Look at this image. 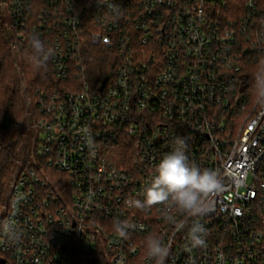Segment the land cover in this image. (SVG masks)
Here are the masks:
<instances>
[{"label": "built area", "instance_id": "2783aa9c", "mask_svg": "<svg viewBox=\"0 0 264 264\" xmlns=\"http://www.w3.org/2000/svg\"><path fill=\"white\" fill-rule=\"evenodd\" d=\"M7 7L12 49L30 48L29 34H39L57 78L79 79L83 90L39 102L35 152L15 172L0 218L21 233L11 243L0 230L5 264H72L81 254L155 264L149 235L169 248L165 264H264V104L250 85L264 49V0H7ZM94 48L110 58L106 70L87 76L81 70ZM178 136L187 138L189 161L220 178L208 213L190 217L170 203L127 207V199H143ZM117 219L135 226L127 239L114 231ZM192 223L206 228L204 247L188 246Z\"/></svg>", "mask_w": 264, "mask_h": 264}, {"label": "clouds", "instance_id": "9594fccd", "mask_svg": "<svg viewBox=\"0 0 264 264\" xmlns=\"http://www.w3.org/2000/svg\"><path fill=\"white\" fill-rule=\"evenodd\" d=\"M110 12L119 17L120 8L116 4L109 5ZM27 43L31 49L30 62L35 69H45L53 56L52 49L45 44L37 33H30ZM253 96L258 103L264 104V49L260 50L258 71L254 73ZM90 138L89 147H94V137L91 129H85ZM187 148L186 137H176L173 150L166 153L156 166L155 175L143 194V199L130 198L125 201L129 208L143 210L154 205L171 204L190 217L206 215L209 211L207 200L209 196L221 188L220 178L211 169L200 168L189 161L185 154ZM127 220L117 219L113 223L114 231L122 238L127 239L129 230L134 228ZM181 224L178 230L185 228ZM2 230L9 242L20 240L21 233L8 221H0ZM206 228L203 224L192 223L187 226V243L190 248L205 246L204 236ZM145 248L147 256L155 264H165L169 255V248L152 235L146 237Z\"/></svg>", "mask_w": 264, "mask_h": 264}, {"label": "trees", "instance_id": "16d2710c", "mask_svg": "<svg viewBox=\"0 0 264 264\" xmlns=\"http://www.w3.org/2000/svg\"><path fill=\"white\" fill-rule=\"evenodd\" d=\"M5 17L0 1V216L9 199L13 175L29 164L35 152L38 140L35 126L40 100L54 94L63 95L83 90V83L79 79H58L50 61L45 69H35L29 59L30 48L14 51L13 31L6 26ZM258 68L259 66L252 67L250 85H254V73ZM30 125L36 131V139L32 148L23 150L24 137L31 132ZM72 264L106 262L98 256L81 254L72 260Z\"/></svg>", "mask_w": 264, "mask_h": 264}, {"label": "rangeland", "instance_id": "374dc122", "mask_svg": "<svg viewBox=\"0 0 264 264\" xmlns=\"http://www.w3.org/2000/svg\"><path fill=\"white\" fill-rule=\"evenodd\" d=\"M0 1H1V7H2V9L5 13V16H6L5 17L6 26L9 28L10 17H9V11H8V7H7V0H0ZM89 52L92 54L91 55L88 54L86 56V60H85V57L83 58V60H85L86 63L83 65L81 72H84V74H86L87 76L88 75H91V76L99 75L101 73V71L106 70V68L108 66V59L110 57H109L108 53H106L105 51L98 49V48L90 49ZM18 65H19V63H17V67L19 69ZM86 75L84 76V79L87 78ZM30 130H31V132L29 133V135L24 137L23 150H25L27 148H32L34 139H36L35 138L36 131L33 127L31 128V125H30ZM36 135H37L36 137H39V134H36ZM6 205L2 209L1 216L5 210ZM1 216H0V218H1ZM135 264H139V263L137 262Z\"/></svg>", "mask_w": 264, "mask_h": 264}, {"label": "water", "instance_id": "95a60500", "mask_svg": "<svg viewBox=\"0 0 264 264\" xmlns=\"http://www.w3.org/2000/svg\"><path fill=\"white\" fill-rule=\"evenodd\" d=\"M0 264H5V261H4V260H1V261H0Z\"/></svg>", "mask_w": 264, "mask_h": 264}]
</instances>
